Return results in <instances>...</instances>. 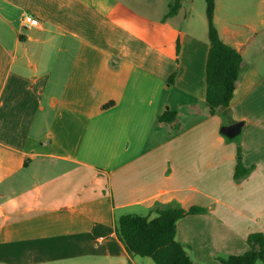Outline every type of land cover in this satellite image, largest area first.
<instances>
[{"label": "crops", "instance_id": "0c3cea01", "mask_svg": "<svg viewBox=\"0 0 264 264\" xmlns=\"http://www.w3.org/2000/svg\"><path fill=\"white\" fill-rule=\"evenodd\" d=\"M238 1L254 12L214 0L242 62L211 115L207 21L192 27L184 0L168 18L149 0H0V264H154L115 225L163 208L202 210L176 222L193 264L264 241V0ZM238 152L250 171L234 179Z\"/></svg>", "mask_w": 264, "mask_h": 264}, {"label": "trees", "instance_id": "16d2710c", "mask_svg": "<svg viewBox=\"0 0 264 264\" xmlns=\"http://www.w3.org/2000/svg\"><path fill=\"white\" fill-rule=\"evenodd\" d=\"M182 0H172L166 18L175 15ZM214 0H205V16L208 29L209 50L205 64V106L211 115L218 109L229 106L238 79L242 62L234 48L223 43L213 26ZM175 112H166L158 121L169 124ZM234 169V179L247 175L250 169L239 160ZM199 208L185 211L181 208H163L156 217L148 220L138 215L120 216L115 225V234L130 256L145 257L154 264H193L182 246L175 240L176 222L185 215L199 213ZM249 250L238 256L219 259L220 264H264V241L260 234H251L246 240Z\"/></svg>", "mask_w": 264, "mask_h": 264}, {"label": "rangeland", "instance_id": "374dc122", "mask_svg": "<svg viewBox=\"0 0 264 264\" xmlns=\"http://www.w3.org/2000/svg\"><path fill=\"white\" fill-rule=\"evenodd\" d=\"M150 3L153 4V8L159 13H163L168 10V3L171 2V0H149ZM230 0H219L222 5L229 4ZM240 5H243L244 7L252 6L251 8H248V11L254 12L255 10V2H250L249 4L240 2L236 0L235 6L240 7ZM182 15H186L189 17V23L192 27L200 24V21L205 20V0H184L183 7L181 10ZM264 36L258 37V40L261 43L263 42ZM260 264V263H257Z\"/></svg>", "mask_w": 264, "mask_h": 264}, {"label": "water", "instance_id": "95a60500", "mask_svg": "<svg viewBox=\"0 0 264 264\" xmlns=\"http://www.w3.org/2000/svg\"><path fill=\"white\" fill-rule=\"evenodd\" d=\"M241 125V122H236L228 126H223L220 129V133L229 138L235 137L238 135Z\"/></svg>", "mask_w": 264, "mask_h": 264}, {"label": "built area", "instance_id": "2783aa9c", "mask_svg": "<svg viewBox=\"0 0 264 264\" xmlns=\"http://www.w3.org/2000/svg\"><path fill=\"white\" fill-rule=\"evenodd\" d=\"M22 23H23V27L24 28H34L39 26V21L38 19L29 16V15H25L22 19Z\"/></svg>", "mask_w": 264, "mask_h": 264}]
</instances>
